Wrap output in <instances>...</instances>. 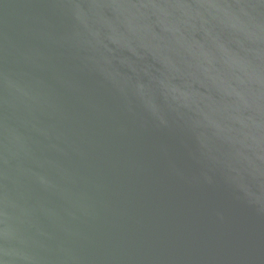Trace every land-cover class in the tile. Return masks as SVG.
<instances>
[{"label":"water","instance_id":"water-1","mask_svg":"<svg viewBox=\"0 0 264 264\" xmlns=\"http://www.w3.org/2000/svg\"><path fill=\"white\" fill-rule=\"evenodd\" d=\"M0 264H264V0H0Z\"/></svg>","mask_w":264,"mask_h":264}]
</instances>
